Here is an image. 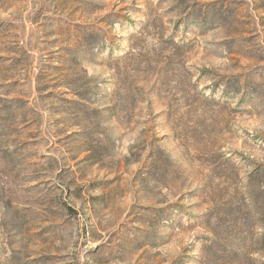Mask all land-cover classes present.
<instances>
[{
    "label": "rangeland",
    "instance_id": "1",
    "mask_svg": "<svg viewBox=\"0 0 264 264\" xmlns=\"http://www.w3.org/2000/svg\"><path fill=\"white\" fill-rule=\"evenodd\" d=\"M0 264H264V0H0Z\"/></svg>",
    "mask_w": 264,
    "mask_h": 264
}]
</instances>
